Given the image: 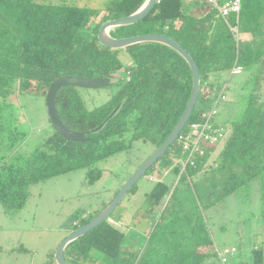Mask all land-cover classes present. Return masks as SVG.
Wrapping results in <instances>:
<instances>
[{
	"label": "trees",
	"instance_id": "trees-1",
	"mask_svg": "<svg viewBox=\"0 0 264 264\" xmlns=\"http://www.w3.org/2000/svg\"><path fill=\"white\" fill-rule=\"evenodd\" d=\"M146 1L111 0L96 9L72 0H0V147L7 152L0 157V207L7 215L25 207L32 186L79 170L86 171L84 185L93 186L104 177L101 163L130 156L137 142L157 150L176 128L193 89L186 60L168 46L143 43L122 49L130 59L125 64L118 56L120 50L103 47L97 37L103 23L132 15ZM194 4L204 5L163 0L132 25L141 33L126 34L132 27L127 26L110 34L115 38L164 35L193 57L201 90L189 124L202 122L201 112L227 85L226 94L233 100L222 104L221 109L227 110L220 122L227 137L183 172L178 161L186 155L176 141L146 174L172 167L179 181L174 188L165 181L155 183L135 212L133 227L151 223L144 243H126V232L111 222H122L114 212L68 246V264H95L97 252L102 264H221L217 248L225 246L215 242L211 210L230 199L241 208L253 202L264 219V0H242L239 17L228 19L241 36H251L248 40H237L211 6L202 16L193 14ZM234 67H242L243 72L231 75ZM118 73L122 75L115 76ZM65 76L112 82L110 99L93 110L86 106L83 89L66 86L58 92L62 122L89 140L72 142L53 131L32 154L12 155L28 137L18 113L19 96L47 97L51 84ZM137 192L136 184L129 195ZM107 205L94 216L83 210L74 213L66 224L69 232L87 225ZM236 248L233 264H264V245L240 243ZM14 251L30 252L23 246Z\"/></svg>",
	"mask_w": 264,
	"mask_h": 264
},
{
	"label": "rangeland",
	"instance_id": "rangeland-1",
	"mask_svg": "<svg viewBox=\"0 0 264 264\" xmlns=\"http://www.w3.org/2000/svg\"><path fill=\"white\" fill-rule=\"evenodd\" d=\"M56 1L58 0H51L52 3ZM110 1L72 0L70 3L102 9ZM141 31L132 26L126 34L141 33ZM240 38L248 40L251 36L242 35ZM118 56L125 64L130 60L124 50H120ZM121 75L122 73H118L115 76ZM113 93L114 88L81 90L89 110L106 103ZM232 100L231 97H226V102ZM223 107L218 122H222L226 117L227 109ZM18 109L23 122L22 128L27 131L28 137L12 155L28 156L39 149L44 139L55 130L48 118L45 96L21 94L18 98ZM155 150L156 147L151 144L137 142L130 156L120 155L101 163L100 168L104 170V177L93 186L84 185L86 171L79 170L32 186L25 207L15 215H7L0 207V264H57L55 254L58 246L71 231L69 226H66L70 223L71 216L80 210L85 211L86 215L94 216L103 204L110 203L129 175L134 173L137 166L147 160ZM6 153V150L0 147V157ZM171 168L160 167L152 171V174L142 177L137 183L136 196L128 195L115 211L116 218H122V222L114 220L111 222L126 232L128 245L135 242L144 243L146 233L151 229L149 222L142 223L140 227L139 225L133 227L131 222L136 212L132 209H140L147 194L155 186L149 177L159 179L161 172L162 181L174 188L178 184L179 177L171 173ZM210 217L214 223L213 236L218 245L231 247H237L240 243H244L246 247L248 244L264 245L262 222L264 219L259 216V207L255 203L252 202L247 207L241 208L236 200L230 199L220 207L212 209ZM22 246L30 252L14 251ZM93 256L97 259L95 264H102L100 253H94Z\"/></svg>",
	"mask_w": 264,
	"mask_h": 264
},
{
	"label": "water",
	"instance_id": "water-1",
	"mask_svg": "<svg viewBox=\"0 0 264 264\" xmlns=\"http://www.w3.org/2000/svg\"><path fill=\"white\" fill-rule=\"evenodd\" d=\"M156 5L157 0H147L146 3L132 15L121 19L106 21L101 25L99 29L97 36L98 41L103 47L112 50H122L143 43H158L173 49L186 60L192 71L193 89L191 99L181 120L179 121L169 138L166 140V142L138 167V169L124 183L115 197L110 201V203H108V205L104 210H102V212H100L87 225L70 233L61 242L55 254L57 264H68L65 258V251L68 246L78 239L84 237L89 232L99 227L103 222L108 220L120 206L123 200L126 199L132 188L141 180L142 177H144L150 171V169L168 152V150L175 145L178 136L189 123L190 118L197 106L201 90L199 70L193 57L179 43L167 36L159 34L138 35L125 38H115L110 34V31L113 29L138 24L153 11ZM111 84L112 82L109 78L84 79L71 76L61 77L53 82L48 91L46 101L48 118L54 130L62 137L72 142L82 143L88 141L89 139L85 137V133L73 131L62 122L57 107L58 92L66 86H74L80 89L87 90H97L108 88L111 86ZM101 128L102 126H100L96 131L100 130Z\"/></svg>",
	"mask_w": 264,
	"mask_h": 264
},
{
	"label": "built area",
	"instance_id": "built-area-1",
	"mask_svg": "<svg viewBox=\"0 0 264 264\" xmlns=\"http://www.w3.org/2000/svg\"><path fill=\"white\" fill-rule=\"evenodd\" d=\"M163 0H157V4ZM218 15L223 18L229 25L231 31L237 40H240V33L237 27L230 26L228 19L232 15L237 18L241 12L242 0H205ZM243 72L242 67H234L231 75H238ZM227 85L216 93V98L201 112L202 122L187 124L185 129L177 138L179 145L186 157L179 160L178 163L182 167V172L188 165L193 166L197 159L204 157L213 147L220 145L227 137V128L218 122L222 104L226 101ZM150 181L154 183L162 181V179L149 177ZM217 253L221 264H233L237 256V248L225 246L220 249L217 248Z\"/></svg>",
	"mask_w": 264,
	"mask_h": 264
},
{
	"label": "crops",
	"instance_id": "crops-1",
	"mask_svg": "<svg viewBox=\"0 0 264 264\" xmlns=\"http://www.w3.org/2000/svg\"><path fill=\"white\" fill-rule=\"evenodd\" d=\"M188 1L189 2H194V3L198 2V3H203L204 4V5H200V4H197V5L194 4L193 5L192 13L197 15V16H202L203 14H206L210 10V5L205 0H188ZM135 196H136V194H135ZM132 211L135 212V211H137V209H135V210L132 209ZM133 216H132V218H133Z\"/></svg>",
	"mask_w": 264,
	"mask_h": 264
}]
</instances>
